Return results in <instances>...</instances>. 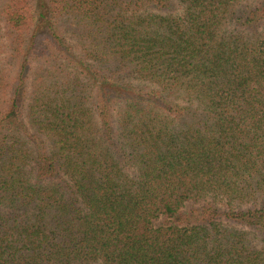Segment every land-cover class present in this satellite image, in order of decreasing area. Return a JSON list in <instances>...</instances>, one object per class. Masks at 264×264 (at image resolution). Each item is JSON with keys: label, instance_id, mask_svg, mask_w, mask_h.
I'll use <instances>...</instances> for the list:
<instances>
[{"label": "trees", "instance_id": "obj_1", "mask_svg": "<svg viewBox=\"0 0 264 264\" xmlns=\"http://www.w3.org/2000/svg\"><path fill=\"white\" fill-rule=\"evenodd\" d=\"M0 264H264V0H0Z\"/></svg>", "mask_w": 264, "mask_h": 264}]
</instances>
